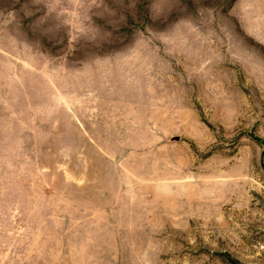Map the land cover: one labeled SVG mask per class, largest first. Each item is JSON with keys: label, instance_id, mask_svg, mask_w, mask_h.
I'll return each instance as SVG.
<instances>
[{"label": "rangeland", "instance_id": "374dc122", "mask_svg": "<svg viewBox=\"0 0 264 264\" xmlns=\"http://www.w3.org/2000/svg\"><path fill=\"white\" fill-rule=\"evenodd\" d=\"M0 264H264V0H0Z\"/></svg>", "mask_w": 264, "mask_h": 264}]
</instances>
